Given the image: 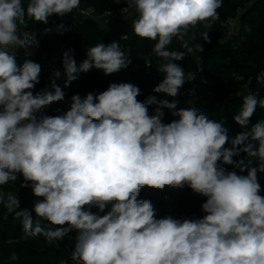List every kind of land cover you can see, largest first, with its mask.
Listing matches in <instances>:
<instances>
[{
    "label": "clouds",
    "instance_id": "clouds-1",
    "mask_svg": "<svg viewBox=\"0 0 264 264\" xmlns=\"http://www.w3.org/2000/svg\"><path fill=\"white\" fill-rule=\"evenodd\" d=\"M80 2L29 0L25 10L22 0H0V185L17 180L19 173L21 187L43 197L34 205L36 216L58 226L44 227L29 210L16 211L25 235H43L52 243L75 231L72 259L80 264H264V196L257 178L258 171L264 173V120L248 127L257 106L264 108V98L243 97L233 117L243 131L234 138L223 122L196 108L178 109L175 99L150 95L139 101L141 90L131 83H111L98 95H73L68 111L37 118L43 108L62 101L64 92L53 79V91L34 95L41 65L30 59L18 65L16 51L9 49L36 43L21 31L29 19L47 24L50 16H64ZM126 4L138 13L134 33L158 41L153 52L164 61L158 71L165 75L153 92L177 97L185 73L176 61L194 49L204 51L201 44L190 46L195 35L189 32L198 24L211 28L222 0ZM65 30L63 23L57 26L60 34ZM202 36L210 42L207 32ZM173 38L186 51L168 50ZM73 51L63 53L65 87L77 73L95 68L110 75L131 63L115 41L90 47L79 67ZM164 109L175 119L164 123ZM241 153L257 158L256 166L233 159ZM221 162L247 175L227 171ZM185 185L207 197L202 219H156L152 203L138 199L145 186ZM0 203L9 212L19 207L11 195L5 201L2 192ZM109 203L112 208L102 217L90 211L93 206L103 211ZM10 259L18 257L13 253Z\"/></svg>",
    "mask_w": 264,
    "mask_h": 264
},
{
    "label": "trees",
    "instance_id": "trees-1",
    "mask_svg": "<svg viewBox=\"0 0 264 264\" xmlns=\"http://www.w3.org/2000/svg\"><path fill=\"white\" fill-rule=\"evenodd\" d=\"M81 2L97 14L128 8L126 0H120L119 3L117 0H81ZM28 3L29 0H22L25 10ZM217 12L219 18L211 22V28L198 24L189 32V36L195 35V39L189 41L190 46L201 44L204 51L194 49L192 52H187L183 60L176 61L184 68L185 73V84L177 97L153 92L164 78L165 74L158 71L164 61L153 52L157 40L142 39L134 33L133 18L113 21L115 25L113 32L100 21L93 19L84 20L76 25L61 22L55 14L48 18L47 24L29 19L28 27L41 43L39 58L34 61L40 65L43 62L52 65L63 64V53L72 49L79 67L87 58V50L90 47L97 43L107 45L114 41L119 42L121 50L131 59L127 68L114 74L105 75L95 68L86 73H77V79L68 87H65L66 77L61 84L64 99L43 108L37 118L44 115L56 116L68 111L73 95L79 94L81 98L90 92L98 95L107 90L111 83H131L141 90V94L137 97L139 101H144L150 95L169 101L175 99L178 109L196 108L209 119L223 122L230 138H234L243 131L233 119L242 105L243 97L255 94L258 98H264L263 89L258 82V76L264 71V0H222V6ZM228 19H238L239 27L236 33L226 38L224 30ZM61 23L66 28L63 34L57 32V26ZM45 29L50 31L46 32ZM205 32L208 33L210 42L204 41L202 33ZM187 39L186 36L185 40ZM168 50L186 51L182 47V42L176 38H173ZM200 65L203 68V77L195 88L196 98L194 104H191L187 94L191 83L187 74L196 73ZM41 87L40 81L35 89ZM154 108L155 105L149 106V114L153 113ZM172 119L175 117L170 114V110L164 109L163 122L169 123ZM260 120H264V108L257 106L248 127L251 128ZM225 147L230 148V142L226 143ZM233 159H243L246 165L251 161L253 167L258 163L257 158L249 157L244 153ZM221 166L227 171H235L238 175H247V170L240 172L238 168L222 162ZM257 178L261 186L260 195L264 196V173L258 171ZM22 183H24L23 177L18 173L17 180L0 185V192L4 194L5 201L9 195L19 201V207L12 212H9L4 203H0V264H61L63 262L72 264L69 250L71 239L77 235L75 231L52 243H49L43 235L35 237L25 235L22 218L16 217V211L29 210L34 222L40 219L44 227L58 226L50 225L47 220L36 216L34 205L42 201L43 197L35 195L29 197V187H21ZM138 199L152 203L156 219L171 216L174 219L195 220L202 219L206 215L202 205L207 197L194 192L187 185L183 188L165 186L163 189L145 186L141 189ZM111 208V203L107 204L103 211L98 208L99 216L107 214ZM13 253L18 259H10Z\"/></svg>",
    "mask_w": 264,
    "mask_h": 264
},
{
    "label": "built area",
    "instance_id": "built-area-1",
    "mask_svg": "<svg viewBox=\"0 0 264 264\" xmlns=\"http://www.w3.org/2000/svg\"><path fill=\"white\" fill-rule=\"evenodd\" d=\"M56 15V14H55ZM58 20H60L63 23H70L73 25H76L78 23H81L84 20L88 19H93L96 21H117V20H125L128 18H133L136 20L138 18V13L135 12L134 9L131 8H122L117 11H111L108 10L104 12L103 14H97L92 8L84 5L82 2H80L79 8L73 10L70 13L65 14L64 16H57ZM239 27V20L238 19H228L227 22L225 23V30H224V36L226 38L231 37L234 33L237 32ZM23 33H26L28 39H33L35 38L36 43L27 49L24 48H18V49H9V51H16V61L18 65H22L25 59H30L32 61L38 60V52L41 46L40 41L38 38L35 36V34L29 29L28 24L26 28H23L21 30ZM25 51L30 53L29 55L25 56ZM41 73L39 80L42 82V87L41 88H34L33 94L41 91L42 89L48 88L49 91H53L51 89L50 84L53 79H55V83L61 88L62 82L66 79V75L64 72V67L63 64L60 65H52L47 62H43L41 65ZM59 71L60 76L58 78H55L53 76V73ZM194 77V79H192ZM203 77V68L200 65L198 68V71L196 73H191L187 74V78L189 82L191 83V88L187 91V94L190 99V103L194 104L195 102V88L200 82V80ZM258 82L263 89L264 92V71L258 76ZM56 103V102H53ZM41 112V111H40ZM40 112H38L36 115L37 117L40 115ZM29 197L34 196L32 189L29 187ZM90 211L94 214H98V207L93 206ZM75 246V237L71 239V246H70V261L72 264H80V262L75 261L72 259V252ZM61 264H69L67 262H63Z\"/></svg>",
    "mask_w": 264,
    "mask_h": 264
},
{
    "label": "rangeland",
    "instance_id": "rangeland-1",
    "mask_svg": "<svg viewBox=\"0 0 264 264\" xmlns=\"http://www.w3.org/2000/svg\"><path fill=\"white\" fill-rule=\"evenodd\" d=\"M101 23L109 28L111 32H113L115 25L113 21H101Z\"/></svg>",
    "mask_w": 264,
    "mask_h": 264
},
{
    "label": "crops",
    "instance_id": "crops-1",
    "mask_svg": "<svg viewBox=\"0 0 264 264\" xmlns=\"http://www.w3.org/2000/svg\"><path fill=\"white\" fill-rule=\"evenodd\" d=\"M224 37V36H223Z\"/></svg>",
    "mask_w": 264,
    "mask_h": 264
}]
</instances>
